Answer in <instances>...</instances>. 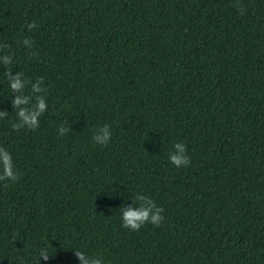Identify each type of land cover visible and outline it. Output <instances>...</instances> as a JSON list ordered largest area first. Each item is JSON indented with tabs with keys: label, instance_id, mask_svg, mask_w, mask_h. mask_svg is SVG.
I'll return each instance as SVG.
<instances>
[{
	"label": "trees",
	"instance_id": "obj_1",
	"mask_svg": "<svg viewBox=\"0 0 264 264\" xmlns=\"http://www.w3.org/2000/svg\"><path fill=\"white\" fill-rule=\"evenodd\" d=\"M0 40L48 102L37 129H14L0 64V147L19 174L0 179V264L44 248L40 264H78L74 247L106 264H264V0H0ZM176 141L187 167L167 158ZM131 191L160 226L121 227Z\"/></svg>",
	"mask_w": 264,
	"mask_h": 264
},
{
	"label": "clouds",
	"instance_id": "obj_2",
	"mask_svg": "<svg viewBox=\"0 0 264 264\" xmlns=\"http://www.w3.org/2000/svg\"><path fill=\"white\" fill-rule=\"evenodd\" d=\"M36 27L34 23L28 25L29 30ZM22 45L26 49H31L33 42L29 38L22 40ZM9 45L0 40V64L6 66L4 71L7 87L10 92H18L12 96V109L15 113V121L12 127L27 128L35 130L40 125V117L48 109L47 91L42 77H37L35 81L27 78L22 71H12L14 65V54L7 51ZM0 96H3L0 93ZM9 115L7 111L0 109V118ZM67 129L61 125L57 129V134L63 136ZM112 133L110 125L105 123L93 129L92 140L96 145L105 146L111 139ZM167 158L176 168L187 167L190 164V157L187 154V145L184 142L176 141L172 144V149L168 151ZM18 170L15 167L11 153L0 147V179L15 182L18 179ZM134 195H125V203L119 207L121 227L130 230H139L145 224L160 226L162 223L163 208L158 206L154 200L140 192L131 191ZM124 195V194H122ZM131 200L132 203H128ZM74 255L78 264H106L102 254L89 252L87 249L74 247ZM55 253L46 248L39 251V264L41 259L48 261Z\"/></svg>",
	"mask_w": 264,
	"mask_h": 264
}]
</instances>
